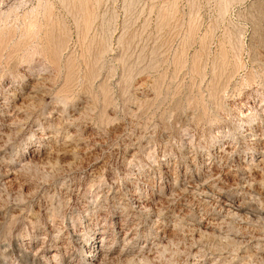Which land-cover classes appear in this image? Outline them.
Segmentation results:
<instances>
[{
  "label": "rangeland",
  "instance_id": "1",
  "mask_svg": "<svg viewBox=\"0 0 264 264\" xmlns=\"http://www.w3.org/2000/svg\"><path fill=\"white\" fill-rule=\"evenodd\" d=\"M0 264H264V0H0Z\"/></svg>",
  "mask_w": 264,
  "mask_h": 264
},
{
  "label": "bare ground",
  "instance_id": "2",
  "mask_svg": "<svg viewBox=\"0 0 264 264\" xmlns=\"http://www.w3.org/2000/svg\"><path fill=\"white\" fill-rule=\"evenodd\" d=\"M252 133V132H251ZM251 135H253L254 136V134L252 133ZM136 199H138V198H136ZM137 205V204H136Z\"/></svg>",
  "mask_w": 264,
  "mask_h": 264
}]
</instances>
